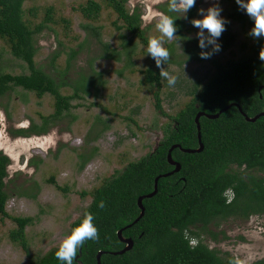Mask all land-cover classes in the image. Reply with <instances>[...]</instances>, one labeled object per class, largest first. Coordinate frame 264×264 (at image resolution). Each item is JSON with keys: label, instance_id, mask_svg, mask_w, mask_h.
I'll use <instances>...</instances> for the list:
<instances>
[{"label": "rangeland", "instance_id": "374dc122", "mask_svg": "<svg viewBox=\"0 0 264 264\" xmlns=\"http://www.w3.org/2000/svg\"><path fill=\"white\" fill-rule=\"evenodd\" d=\"M96 1L101 10L90 19L81 12L87 0L24 2L26 19L41 23L46 16L50 18L35 35L36 65L65 82L62 94L77 95L70 101V109L57 119L52 118L54 98L50 93L38 97L32 91L14 88L0 96V152L10 159L5 178L9 194L6 212L34 220L25 229L26 253L9 238L15 227L12 219L0 215V264H31L57 248L69 234L71 222L91 202L92 190L130 161L154 151L164 125L216 66L246 56L258 40L249 35L253 21L235 0H197L196 9L192 14L188 11L187 18L181 16L182 10L174 12L183 20L176 33L179 42L163 38L170 53L164 71L174 75L176 83L170 86L162 77L158 86H151L142 74L154 65L146 44L122 27L118 29L121 22L113 9ZM167 1L126 0L128 9L137 8L141 13V27L149 40L162 36L157 25L167 17L162 9ZM216 6L226 21L225 31L216 41L220 51L203 60L198 30L191 21L199 18V10ZM175 7H180L179 0ZM205 50L210 51L211 45ZM28 71L0 38V72ZM76 87L80 89L76 91ZM155 90H159L160 109ZM191 229L221 255L228 253L243 263L264 257V214L246 220L231 217Z\"/></svg>", "mask_w": 264, "mask_h": 264}, {"label": "trees", "instance_id": "16d2710c", "mask_svg": "<svg viewBox=\"0 0 264 264\" xmlns=\"http://www.w3.org/2000/svg\"><path fill=\"white\" fill-rule=\"evenodd\" d=\"M101 1L116 13L121 22L118 29L122 27L148 45L150 40L141 27V13L137 8L128 9L126 0ZM24 2L0 0V38L29 70L19 74L0 72V96L14 88L32 91L38 97L50 93L54 98L52 118L57 119L70 109V101L77 92L62 94L65 82L57 81L36 65L35 35L50 18L46 16L41 23L26 19ZM172 2L162 5L168 18L177 17L170 10ZM196 7L197 3L189 13ZM100 10L96 0H87L81 7L88 19L96 18ZM174 23L179 32L183 20L175 18ZM261 57H264V38H258L246 56L218 64L200 89L164 125L162 139L154 151L130 161L117 175L92 190L91 202L71 222L69 233L91 214L97 237L85 241L78 249L74 264H98L99 252L101 264H264V257L243 263L228 253L221 255L191 229L213 222L218 224L231 217L246 220L252 215L264 214V115L247 121L242 114L253 117L264 111V59ZM153 64L142 71L143 81L158 86L164 66L157 68L154 60ZM154 96L160 109L159 90L154 91ZM198 112L219 115L215 118L201 115L198 129L195 122ZM18 133L26 131L18 130ZM198 134L202 148L185 151L199 147ZM169 152L180 165L177 171H173L175 166L168 160ZM9 164L8 156L0 152V215L12 219L15 227L9 231V238L28 253L25 229L33 223V217L10 216L6 212L9 194L5 178ZM156 177L157 190L147 196L154 191ZM227 196H231L229 201ZM141 197L142 208L138 205ZM118 231L122 237L132 240L131 247L123 252L120 251L125 243L119 239ZM194 239L197 240L192 243ZM56 249L31 264H60L55 257Z\"/></svg>", "mask_w": 264, "mask_h": 264}, {"label": "clouds", "instance_id": "9594fccd", "mask_svg": "<svg viewBox=\"0 0 264 264\" xmlns=\"http://www.w3.org/2000/svg\"><path fill=\"white\" fill-rule=\"evenodd\" d=\"M236 4L245 14L253 21V26L249 33L254 38H264V0H235ZM176 0H173L171 11L183 12V18H187V12L197 3V0H179L180 7H175ZM178 16V17H181ZM174 18L162 17L161 22L157 25L161 38H153L148 42L146 53L154 60L157 68L161 69L170 58V53L163 46L164 39L178 43L177 26ZM194 28L198 30V46L201 49L200 59H210L214 52L220 51V45L216 42L221 34L225 31L226 21L221 16V9L210 7L206 11L199 10V18L191 21ZM207 33V35H205ZM206 45H211V50H205ZM188 57H186L187 59ZM264 59V57H261ZM160 75L167 80L171 86L176 83V77L170 75L167 71L160 72ZM230 195V192H227ZM228 199L231 196H227ZM103 206L102 204L100 205ZM93 217L88 214L84 221L74 228L59 244L55 251V257L60 264H74L78 249L87 240H94L97 237V230L93 224Z\"/></svg>", "mask_w": 264, "mask_h": 264}, {"label": "water", "instance_id": "95a60500", "mask_svg": "<svg viewBox=\"0 0 264 264\" xmlns=\"http://www.w3.org/2000/svg\"><path fill=\"white\" fill-rule=\"evenodd\" d=\"M237 106H238V105H237ZM228 107H230V105H228V106H226L225 108L221 109L220 112L223 111V110H225V109H227ZM238 108H239V110L242 112V110L240 109L239 106H238ZM242 114L244 115V117H245V119H246L247 121H255L256 118H258V117L261 116V115H264V111L260 112L259 114H257L256 116H253V117H248V116H246L243 112H242ZM201 115H205V116H207L208 118H215V117H217V116L219 115V113H217V114H206V113H204V112H198V114H197L196 117H195V122L197 123V128H198V129H199V127H200V126H199V118H200ZM198 138H199L198 140H199V144H200L198 148H195V149H184V150L187 151V152L199 151V150L202 148V144H201V141H200V134H198ZM173 147H175V145L172 146V147L170 148V150H171ZM167 157H168L169 162L175 166L173 171H177V170L179 169V167H180L179 163L176 162V161H174V160L172 159L170 152L168 153ZM165 175H166V174H165ZM157 180H158V177L155 178L154 191H153L152 193L148 194L147 196H151L153 193L156 192V190H157ZM141 200H142V197L138 199V205L142 208ZM140 215H141V213H140ZM118 237H119V239H120L121 241H123V242L125 243V247H124L120 252H123V251H125V250H127V249H129V248L131 247V245H132V240H131L130 238H124V237H122V235H121V231H118ZM97 263H98V264H101V262H100V252L97 254Z\"/></svg>", "mask_w": 264, "mask_h": 264}, {"label": "built area", "instance_id": "2783aa9c", "mask_svg": "<svg viewBox=\"0 0 264 264\" xmlns=\"http://www.w3.org/2000/svg\"><path fill=\"white\" fill-rule=\"evenodd\" d=\"M230 199H228V201H229Z\"/></svg>", "mask_w": 264, "mask_h": 264}]
</instances>
